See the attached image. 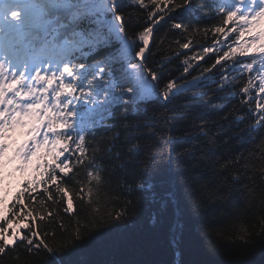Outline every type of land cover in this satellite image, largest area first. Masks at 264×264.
<instances>
[{
	"label": "snow or ice",
	"instance_id": "1",
	"mask_svg": "<svg viewBox=\"0 0 264 264\" xmlns=\"http://www.w3.org/2000/svg\"><path fill=\"white\" fill-rule=\"evenodd\" d=\"M160 29H165L161 39L210 33L213 43L200 49L212 61L210 66L199 77L192 76L199 64L184 60L181 75L173 77L167 67L170 59L148 64L150 45ZM179 47L188 50L190 42ZM204 81L215 84V92H229L230 99L241 100V110L249 105L248 113L255 117L252 131L261 133L253 140L258 147L249 155L238 154L218 168L217 158L210 167L216 175L239 164L249 171V163L254 168L255 160L264 159V0H0V259L43 250L55 264H63L55 249L79 247L82 232L103 223L88 210L100 203L92 198L94 190L102 198L114 183L123 204L115 216L108 214L114 226L130 222L131 197L152 190L157 182L168 186L164 206H178L177 175L185 151L173 157L141 139L157 135V120L170 127L176 117L168 114L167 105ZM254 100L259 102L253 113ZM156 101L164 112L142 107ZM81 103L86 106L83 111ZM120 106L124 112L130 108L132 115L144 114L142 126H122L123 142L120 128L106 123L115 119L114 109ZM101 128L115 131L106 137L99 134ZM200 134L215 144L207 122H201ZM204 160L201 154L197 165ZM117 169L122 175L114 178ZM17 173L26 178L21 180ZM231 182H241L240 195L255 207V183H243L239 173ZM227 184L225 176L215 186L192 187L188 196L193 213L199 214L205 201H226L231 194ZM69 193L85 213L84 222L79 212L68 217L74 220V235L58 211L39 215L46 202L73 213ZM38 216L48 221L40 231L35 228ZM258 222L264 235V216ZM183 239L180 231L169 241L177 254ZM228 242L247 245L248 239L241 233Z\"/></svg>",
	"mask_w": 264,
	"mask_h": 264
},
{
	"label": "trees",
	"instance_id": "2",
	"mask_svg": "<svg viewBox=\"0 0 264 264\" xmlns=\"http://www.w3.org/2000/svg\"><path fill=\"white\" fill-rule=\"evenodd\" d=\"M163 23V22H161ZM165 29L155 33L152 45V57L148 64L153 65V59L157 66L161 61L171 60L167 67L171 69V76L178 77L182 73L183 61L189 60L194 66L199 67L192 72V76L199 77L204 68L210 66L208 55L201 53L203 46L213 43L211 34L208 36L196 35L187 38L175 35L164 37ZM179 41V43L177 42ZM190 42V49L184 50L179 47L180 43ZM183 53V55H181ZM204 55L203 59L195 60L193 57ZM179 69V71H176ZM192 76L187 77L191 80ZM180 83V81H178ZM239 83V81H237ZM216 85L211 81H204L199 87L192 88L175 98L173 104L167 105L168 114L175 116L170 127L162 121H155L157 135H145L141 143L155 144L162 152H171L173 157L178 152L185 151L180 157L176 189L179 204L169 203L164 206L168 196V186L156 183L155 187L147 192L136 193L132 199V207L128 212L130 222L124 226H114L108 219V214H115L122 210L123 204L118 202L119 189L115 183L101 197L93 193V200L99 199V204H94L88 210L90 216L96 220H103L102 224L89 226V230L82 232V242L79 247L73 245L71 249L57 248L60 260L63 264H106L110 261H148L150 264H264V235H261L260 218L264 216V159L255 160V167L248 164L249 171L244 170V165L239 164L226 169L216 175V169L210 167L213 161L220 163L233 160L238 154L249 155L254 147V138L260 136V132L252 131L254 115L248 113L249 105H244L241 110V100L229 98V92H215ZM235 91H238L235 90ZM204 93V95H200ZM255 96V93L252 94ZM222 97V98H221ZM254 100L250 107L253 113L256 111ZM155 109L156 112H164L165 108L158 101L142 107ZM264 107V104L261 105ZM83 111L86 107L83 103L79 106ZM115 119L106 121L113 123L121 130V142L126 133L123 131L124 124L144 123V114L132 115L129 108L124 112V107L114 109ZM243 117V118H241ZM201 122H207L209 135L215 136V144L210 145L208 138L200 134ZM141 131H146L142 127ZM115 129L101 128L100 135L109 137ZM264 131V130H261ZM157 136L161 139H157ZM168 139L174 142L169 145ZM201 154L205 157L197 165ZM259 153L256 156L259 157ZM167 157H165L166 159ZM239 173L242 182L250 187L255 183V190L251 203L255 207H249L239 193L241 182L232 183L231 178ZM122 175L119 169L114 173V178ZM228 177L227 189L231 191L228 199L224 202L205 201L201 204L199 214H194L190 204L188 192L192 187L209 183L215 186L218 181ZM251 177L252 179H248ZM182 181V183H181ZM74 198V210L71 214L63 212V205H52L46 202L44 211L39 215L58 211L68 226V232L75 234L74 220L69 216L80 213L81 221L85 215L79 199L74 193H69ZM124 197L120 196L119 200ZM39 208V205H37ZM223 213V214H222ZM44 221L37 217L35 228L42 230ZM183 232L184 239L177 249L170 245L169 241L176 232ZM101 233L102 235H98ZM244 233L248 239L247 245L229 243L236 236ZM221 234L223 239L221 240ZM60 235V230H57ZM0 259V264H55L46 251L40 250L29 255L24 251L19 252L17 259Z\"/></svg>",
	"mask_w": 264,
	"mask_h": 264
}]
</instances>
